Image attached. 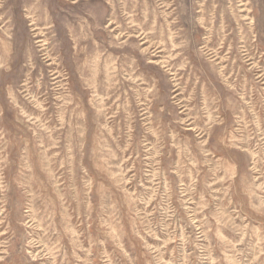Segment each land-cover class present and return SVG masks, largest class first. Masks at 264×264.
I'll return each mask as SVG.
<instances>
[{
	"label": "rangeland",
	"instance_id": "1",
	"mask_svg": "<svg viewBox=\"0 0 264 264\" xmlns=\"http://www.w3.org/2000/svg\"><path fill=\"white\" fill-rule=\"evenodd\" d=\"M0 264H264V0H0Z\"/></svg>",
	"mask_w": 264,
	"mask_h": 264
}]
</instances>
